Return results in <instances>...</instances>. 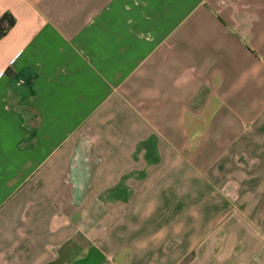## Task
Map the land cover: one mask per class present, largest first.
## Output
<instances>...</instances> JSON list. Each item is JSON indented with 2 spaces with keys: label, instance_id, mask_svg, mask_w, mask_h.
Listing matches in <instances>:
<instances>
[{
  "label": "crops",
  "instance_id": "0c3cea01",
  "mask_svg": "<svg viewBox=\"0 0 264 264\" xmlns=\"http://www.w3.org/2000/svg\"><path fill=\"white\" fill-rule=\"evenodd\" d=\"M0 264H264V0H0Z\"/></svg>",
  "mask_w": 264,
  "mask_h": 264
},
{
  "label": "trees",
  "instance_id": "16d2710c",
  "mask_svg": "<svg viewBox=\"0 0 264 264\" xmlns=\"http://www.w3.org/2000/svg\"><path fill=\"white\" fill-rule=\"evenodd\" d=\"M1 33H2V31H1V29H0V35H1Z\"/></svg>",
  "mask_w": 264,
  "mask_h": 264
}]
</instances>
